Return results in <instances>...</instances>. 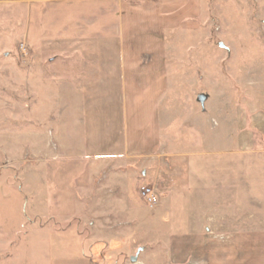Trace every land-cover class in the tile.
<instances>
[{
	"label": "rangeland",
	"instance_id": "1",
	"mask_svg": "<svg viewBox=\"0 0 264 264\" xmlns=\"http://www.w3.org/2000/svg\"><path fill=\"white\" fill-rule=\"evenodd\" d=\"M261 1L0 4V264H264Z\"/></svg>",
	"mask_w": 264,
	"mask_h": 264
},
{
	"label": "crops",
	"instance_id": "2",
	"mask_svg": "<svg viewBox=\"0 0 264 264\" xmlns=\"http://www.w3.org/2000/svg\"><path fill=\"white\" fill-rule=\"evenodd\" d=\"M19 4L22 5V8H25L26 15L32 14L33 8H39V6H46V7H57L59 13L62 14L63 11L67 13L68 20L70 21H76L77 17H79V21H87L85 17H92V14L100 12L102 14V7H104L107 4H120L124 5L123 0H0V4ZM261 10L262 11V18L261 20L264 22V0L261 1ZM99 8V9H98ZM123 12H125V9L122 7L120 11V15H118L119 19L120 16L123 15ZM71 18V19H70ZM105 20H107V17L105 15L103 16ZM103 20V19H102ZM123 20V19H122ZM102 22V21H101ZM102 25V23L100 24ZM28 25L26 26V28ZM105 27V26H104ZM105 30V29H104ZM261 90L258 94H254L250 96L249 103V112H250V124L248 126L247 119L245 121L244 125V134H243V140L241 141V145L244 148V150L251 151L256 146L255 137L253 135L259 134L261 137L264 136V78L260 83ZM251 129L250 131H247L246 128ZM264 144V142H263ZM193 244L189 241H181L180 242V251L182 252L180 254V257L182 258V255L185 257V260L188 253L191 255H194V252L190 249V247ZM196 247L198 248V243H196ZM173 251H177L172 249ZM202 257L204 259V254H208L206 251H201ZM213 254V253H212ZM209 257L212 258L210 254H208ZM195 256V255H194ZM170 259H172V254H169ZM177 260V259H176ZM184 260V259H182ZM171 262V260H170ZM170 264V263H169Z\"/></svg>",
	"mask_w": 264,
	"mask_h": 264
},
{
	"label": "built area",
	"instance_id": "3",
	"mask_svg": "<svg viewBox=\"0 0 264 264\" xmlns=\"http://www.w3.org/2000/svg\"><path fill=\"white\" fill-rule=\"evenodd\" d=\"M141 195L145 199L147 205L151 208L156 207L159 202L158 198H156L157 196L155 191L148 186L143 185V187H141Z\"/></svg>",
	"mask_w": 264,
	"mask_h": 264
},
{
	"label": "water",
	"instance_id": "4",
	"mask_svg": "<svg viewBox=\"0 0 264 264\" xmlns=\"http://www.w3.org/2000/svg\"><path fill=\"white\" fill-rule=\"evenodd\" d=\"M220 46H221V47H224L223 44H221ZM199 100H200L201 103H203V102L205 101V97H204V96H201V97L199 98ZM133 260L135 261V258H134Z\"/></svg>",
	"mask_w": 264,
	"mask_h": 264
}]
</instances>
